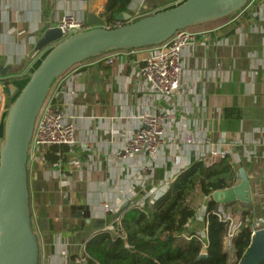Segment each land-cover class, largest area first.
Returning a JSON list of instances; mask_svg holds the SVG:
<instances>
[{
    "label": "crops",
    "instance_id": "0c3cea01",
    "mask_svg": "<svg viewBox=\"0 0 264 264\" xmlns=\"http://www.w3.org/2000/svg\"><path fill=\"white\" fill-rule=\"evenodd\" d=\"M185 1L132 0L127 12L130 16H152ZM106 2L54 0V5L45 3L49 10L43 16L42 0H0V67H9L6 76L0 75V142L9 107L51 50L35 52L45 31L57 27L67 12L82 17L87 24L101 23L99 16ZM193 29L198 42L183 53L182 84L173 99L147 92L138 77L152 47L118 51L112 65L99 57L90 59L83 62L78 74L69 72L55 82L54 88L61 86L59 95L63 89L74 93L71 112L76 117L78 143L65 147L67 152L59 161L61 170L57 163L45 159L28 163L40 264H77L78 249L93 235L120 234L123 217L115 216L124 205L131 209L142 204L152 191L169 186L213 150L225 152L236 173L243 169L249 179L253 204L245 208L235 202L232 207H238L239 215L246 214L253 223L262 217L264 0H253L225 21ZM58 100L63 98L58 96ZM226 108L240 110L243 117L225 118ZM151 110L172 114L167 131L176 140L161 150L144 173V155L126 162L118 161L115 155L140 126V116ZM185 133L193 135V145L183 142ZM63 180L68 185H62ZM203 199L206 208L207 199ZM105 204L119 206L118 212H106ZM225 206L224 210L229 209Z\"/></svg>",
    "mask_w": 264,
    "mask_h": 264
},
{
    "label": "water",
    "instance_id": "95a60500",
    "mask_svg": "<svg viewBox=\"0 0 264 264\" xmlns=\"http://www.w3.org/2000/svg\"><path fill=\"white\" fill-rule=\"evenodd\" d=\"M253 0H186L182 4L136 22H129L128 12L116 20L126 23L114 29L99 24L62 41L58 28L45 31L35 52L49 48L37 69L7 111L4 134L0 143V264H40L39 240L33 230L29 190L28 159L37 117L55 80L73 67L116 50H135L160 45L177 31L224 20L242 10ZM130 0L127 1L129 5ZM9 67H0L7 75ZM65 90L61 91L59 99ZM220 208L240 202L248 208L253 194L243 169L237 173L233 188L215 192L211 198ZM129 209L124 205L115 218L120 219ZM202 258L204 255L201 256ZM264 262V229L253 235V242L240 264Z\"/></svg>",
    "mask_w": 264,
    "mask_h": 264
},
{
    "label": "trees",
    "instance_id": "16d2710c",
    "mask_svg": "<svg viewBox=\"0 0 264 264\" xmlns=\"http://www.w3.org/2000/svg\"><path fill=\"white\" fill-rule=\"evenodd\" d=\"M127 1L107 0L104 12L99 16L101 22L114 25L117 16L128 11ZM50 2L54 5V0H42L43 16L49 10L44 5ZM223 113L227 119L243 117L235 108H226ZM66 152L65 147H53L45 160L56 164ZM236 181L237 173L229 159L211 168L206 167L203 161H197L165 191H152L143 205L128 209L120 222V234L99 232L93 235L85 244V255L91 262L99 264H240L251 248L252 231L250 227L242 228L227 250L225 237L228 229L217 216L219 205L210 199L215 192L233 188ZM199 193L207 199L206 238L201 239L192 232L191 240L187 241L182 235L196 216L197 207L192 199ZM233 205L227 204L225 208ZM203 252L205 256L202 258Z\"/></svg>",
    "mask_w": 264,
    "mask_h": 264
},
{
    "label": "built area",
    "instance_id": "2783aa9c",
    "mask_svg": "<svg viewBox=\"0 0 264 264\" xmlns=\"http://www.w3.org/2000/svg\"><path fill=\"white\" fill-rule=\"evenodd\" d=\"M144 16L146 15L136 13L130 17L129 22H133ZM122 25L121 22L117 21L114 25H103L102 28L112 29ZM57 28L62 33V40H66L74 34L89 30L85 19L73 12L65 13L59 20ZM197 42L198 34L193 32L192 28H188L177 31L166 42L152 47L151 53L144 60L137 72L138 77L144 84V89L161 98L173 99L177 97L184 74L183 53L187 48L197 44ZM109 54L99 58L101 61L112 65L118 54L117 51ZM82 65L83 63L73 67L69 72L75 75L78 74ZM55 85L56 83L47 96L36 120L28 163H31L36 158L45 159L52 147L73 148L78 143L76 135L77 127L74 122L76 117L71 112L74 93L64 92L62 96L63 100L60 102L58 96L61 86L54 88ZM170 119H172V114L169 112L151 110L143 113L140 116V126L128 137L124 148L116 153L115 158L120 162H126L138 155H144L147 158V162L142 167V171L144 173L148 172L152 161L160 154L161 150L176 140L168 135V122ZM194 141L191 133L184 134L183 142L186 145H193L195 143ZM226 157L227 154L225 152L213 150L202 161L206 167L211 168L219 164L222 160H225ZM57 164L59 165L58 169L61 170V163L59 162ZM62 185H68V182L63 180ZM167 188L168 184L163 191ZM260 203L263 208V214L255 223L249 218L241 216L240 218L234 219L223 208H219L217 216L228 229L225 237L226 246L230 247L232 245L233 240L238 236L242 228L250 227L252 236L258 230L264 229V190L261 194ZM103 208L108 213H116L118 212L119 206L114 207L105 204ZM198 237L201 239L206 238V230L202 236ZM191 238L186 237L185 239L190 241ZM205 248L206 245L204 244ZM202 255L205 256V253L203 252ZM76 262L77 264H99L97 262H91L85 255V246L79 249Z\"/></svg>",
    "mask_w": 264,
    "mask_h": 264
},
{
    "label": "rangeland",
    "instance_id": "374dc122",
    "mask_svg": "<svg viewBox=\"0 0 264 264\" xmlns=\"http://www.w3.org/2000/svg\"><path fill=\"white\" fill-rule=\"evenodd\" d=\"M213 24V23H211ZM195 28V27H194ZM193 32H196L194 29H192ZM56 82V81H55ZM54 82V83H55ZM54 85V84H53ZM2 140V139H1ZM157 196H161V195H157ZM195 204H196V207H197V213H196V216L194 218V220L192 221V223H190V227L188 229L187 232H185L182 237L183 239L186 238V237H190L191 233L194 232V233H197L198 236H202L203 233H204V220H205V211H206V208H205V201L202 197V195L199 193V194H196L193 199H192ZM225 211L227 213H229L234 219L235 218H240V215H239V210H238V207H230L229 209H225ZM243 217V216H241ZM35 231L38 230V223L37 221L35 222ZM258 224V223H256ZM186 240V239H185ZM230 247L226 246V249L228 250ZM78 252H79V249H78ZM78 254V253H77ZM41 264H46L44 261L41 263Z\"/></svg>",
    "mask_w": 264,
    "mask_h": 264
},
{
    "label": "bare ground",
    "instance_id": "6f19581e",
    "mask_svg": "<svg viewBox=\"0 0 264 264\" xmlns=\"http://www.w3.org/2000/svg\"><path fill=\"white\" fill-rule=\"evenodd\" d=\"M129 21H130V20H129ZM128 23H130V22H128ZM122 24H123V23H122ZM125 24H126V23H124L123 25H125ZM102 26H103L102 24L99 25L100 28H102ZM88 27H89V26H88ZM55 28H57V27H55ZM90 29H91V28L89 27V30H90ZM112 29H114V28H112ZM62 41H63V40H62ZM153 47H154V46H153ZM116 51L118 52V51H120V50H116ZM110 52H114V51H110ZM108 53H109V52H108ZM108 53H107V54H108ZM102 56H103V55H102ZM99 57H100V56H99ZM78 65H80V64H78ZM38 66H39V65H38ZM76 66H77V65H76ZM36 69H37V68H36ZM68 73H69V72H68ZM63 77H64V76H63ZM61 78H62V77H61ZM61 78H59V79H57V80H55V81L57 82V81L60 80ZM55 81H54V82H55ZM53 84H55V83H53ZM53 84H52V87H53ZM52 87H51V89H52ZM50 91H51V90H50ZM37 118H38V117H37ZM1 141H2V140H1ZM0 143H1V142H0ZM28 172H29V171H28Z\"/></svg>",
    "mask_w": 264,
    "mask_h": 264
}]
</instances>
